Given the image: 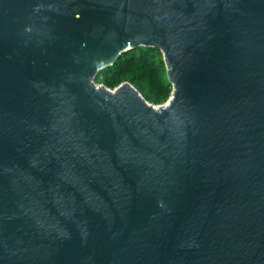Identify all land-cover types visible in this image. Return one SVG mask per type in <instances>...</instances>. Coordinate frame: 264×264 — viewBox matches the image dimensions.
<instances>
[{
  "label": "water",
  "instance_id": "water-1",
  "mask_svg": "<svg viewBox=\"0 0 264 264\" xmlns=\"http://www.w3.org/2000/svg\"><path fill=\"white\" fill-rule=\"evenodd\" d=\"M0 264H264V0H0Z\"/></svg>",
  "mask_w": 264,
  "mask_h": 264
},
{
  "label": "trees",
  "instance_id": "trees-1",
  "mask_svg": "<svg viewBox=\"0 0 264 264\" xmlns=\"http://www.w3.org/2000/svg\"><path fill=\"white\" fill-rule=\"evenodd\" d=\"M93 80L109 88L127 81L153 104L163 102L171 88L160 50L143 44L120 51L110 64L96 70Z\"/></svg>",
  "mask_w": 264,
  "mask_h": 264
},
{
  "label": "rangeland",
  "instance_id": "rangeland-1",
  "mask_svg": "<svg viewBox=\"0 0 264 264\" xmlns=\"http://www.w3.org/2000/svg\"><path fill=\"white\" fill-rule=\"evenodd\" d=\"M92 79H93V77H92ZM95 83L97 84V83H99V82H95Z\"/></svg>",
  "mask_w": 264,
  "mask_h": 264
}]
</instances>
